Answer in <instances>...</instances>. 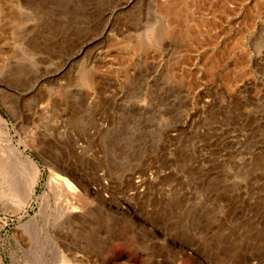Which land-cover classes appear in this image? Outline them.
Returning a JSON list of instances; mask_svg holds the SVG:
<instances>
[{
  "label": "rangeland",
  "instance_id": "374dc122",
  "mask_svg": "<svg viewBox=\"0 0 264 264\" xmlns=\"http://www.w3.org/2000/svg\"><path fill=\"white\" fill-rule=\"evenodd\" d=\"M0 117V264H264V0H0Z\"/></svg>",
  "mask_w": 264,
  "mask_h": 264
},
{
  "label": "bare ground",
  "instance_id": "6f19581e",
  "mask_svg": "<svg viewBox=\"0 0 264 264\" xmlns=\"http://www.w3.org/2000/svg\"><path fill=\"white\" fill-rule=\"evenodd\" d=\"M221 6V5H220ZM219 8V7H218ZM215 10V9H214ZM172 11V10H171ZM216 11V10H215ZM173 14V11H172ZM177 17V16H175ZM195 29V28H194ZM199 31V29H198ZM199 34V33H198ZM193 36V35H192ZM199 38V37H197ZM1 118V117H0ZM4 121V120H3ZM6 122V121H5ZM3 128V127H2ZM5 129V128H4ZM7 130V129H6ZM4 132L6 133V131L4 130ZM4 132L0 131V164H4V166H7V170L11 171L10 173H14L17 174L16 176H18V172H19V162L23 163V164H27L30 165V167L33 168V170L36 171V165L33 161H31L29 158V160L26 158H24L21 154V152H19V150L9 141V139H7V137L4 136ZM7 134V133H6ZM3 167V166H2ZM21 169V168H20ZM39 173V172H38ZM20 175V174H19ZM33 176L31 177V179L28 181V183L25 186V197L29 198L30 196H32L33 191H34V186L36 184V180L37 178V174L36 172H33L32 174ZM19 177V176H18ZM143 183V182H142ZM139 186V185H138ZM75 211V210H72ZM77 211V210H76ZM56 226V225H55ZM75 255V254H74ZM1 263V262H0Z\"/></svg>",
  "mask_w": 264,
  "mask_h": 264
}]
</instances>
